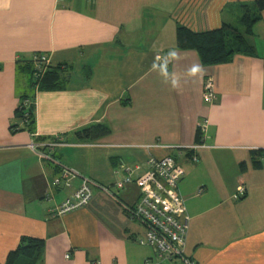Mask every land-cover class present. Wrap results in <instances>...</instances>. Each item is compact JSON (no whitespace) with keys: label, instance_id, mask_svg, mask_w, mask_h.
I'll use <instances>...</instances> for the list:
<instances>
[{"label":"crops","instance_id":"0c3cea01","mask_svg":"<svg viewBox=\"0 0 264 264\" xmlns=\"http://www.w3.org/2000/svg\"><path fill=\"white\" fill-rule=\"evenodd\" d=\"M253 1L0 0V264L22 237L43 241L37 264H185L139 243L145 226L128 216L137 184L115 189L119 163L135 176L164 156L184 170V256L264 264V11L253 56L203 65L196 51L176 48L178 25H232ZM36 54L66 65L64 88L35 90L28 62ZM207 78L211 102L202 98ZM24 96H34L32 133L11 130L21 126L15 113ZM98 124L106 134L77 137ZM54 140L62 145L44 152L55 161L28 147ZM61 166L80 174L70 187L53 184ZM82 177L115 195L93 188L85 207L53 217ZM239 186L245 194L234 200Z\"/></svg>","mask_w":264,"mask_h":264},{"label":"built area","instance_id":"2783aa9c","mask_svg":"<svg viewBox=\"0 0 264 264\" xmlns=\"http://www.w3.org/2000/svg\"><path fill=\"white\" fill-rule=\"evenodd\" d=\"M35 60L38 72H42L49 64L48 59L43 55H39ZM162 64H166V60H163ZM202 98L208 102L215 99L210 78L204 81ZM61 145L54 140L48 143H31L28 147L36 152L40 160L55 161L50 154L44 152V148L50 150ZM197 148L193 146L189 150L195 151ZM191 159L193 162L197 161L196 157ZM133 172L134 168L126 163H119L115 189H122L125 185L134 182L138 186L139 197L129 208L128 216L145 226V232L139 243L152 247L156 256L162 260L182 259L185 264H192L183 254L189 220L185 200L179 192V183L184 176V170L172 156H164L149 159L144 173L134 176ZM76 177H80L79 172L61 166L59 176L54 179L53 184L57 188L70 187V181ZM93 188H98L108 195H115L109 187L82 177L80 186L51 211L52 216L61 217L85 207L92 198ZM244 194L245 188L239 186L233 199L238 200Z\"/></svg>","mask_w":264,"mask_h":264},{"label":"trees","instance_id":"16d2710c","mask_svg":"<svg viewBox=\"0 0 264 264\" xmlns=\"http://www.w3.org/2000/svg\"><path fill=\"white\" fill-rule=\"evenodd\" d=\"M241 14L236 28L230 24H223L218 29L204 32H194L185 26L176 28V48L179 50H194L197 52L203 65L227 63L235 54L253 56L256 54L252 42L253 26L260 21L264 11V0H254L250 5H241ZM34 55L28 62L31 65L32 84L37 89H62L65 87L68 70L66 65L52 66L48 64L44 70L38 72L35 67ZM43 68V67H42ZM33 98L24 96L16 109V119L21 126L14 125L12 131L27 130L33 132L35 117L32 112ZM107 133V128L102 125H93L82 128L76 132L81 140H90ZM201 136V134H200ZM45 149V148H44ZM43 241L32 237H22L17 247L11 251L4 264H37L42 253Z\"/></svg>","mask_w":264,"mask_h":264},{"label":"rangeland","instance_id":"374dc122","mask_svg":"<svg viewBox=\"0 0 264 264\" xmlns=\"http://www.w3.org/2000/svg\"><path fill=\"white\" fill-rule=\"evenodd\" d=\"M232 25H233L234 27H236V28L239 27V24H238L237 22H234ZM259 27H260V25H257V26L255 27V31H257V29H259ZM259 52H261V49L259 50ZM29 97H30V96H29ZM97 137H99V136H97Z\"/></svg>","mask_w":264,"mask_h":264}]
</instances>
